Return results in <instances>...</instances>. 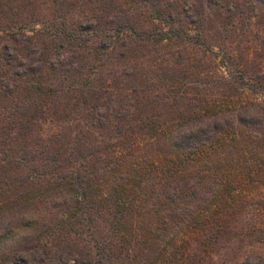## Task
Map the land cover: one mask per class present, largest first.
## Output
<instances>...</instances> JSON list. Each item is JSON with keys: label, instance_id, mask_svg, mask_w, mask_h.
Masks as SVG:
<instances>
[{"label": "trees", "instance_id": "trees-1", "mask_svg": "<svg viewBox=\"0 0 264 264\" xmlns=\"http://www.w3.org/2000/svg\"><path fill=\"white\" fill-rule=\"evenodd\" d=\"M0 264H264V0H0Z\"/></svg>", "mask_w": 264, "mask_h": 264}, {"label": "rangeland", "instance_id": "rangeland-1", "mask_svg": "<svg viewBox=\"0 0 264 264\" xmlns=\"http://www.w3.org/2000/svg\"><path fill=\"white\" fill-rule=\"evenodd\" d=\"M217 261V260H216Z\"/></svg>", "mask_w": 264, "mask_h": 264}]
</instances>
